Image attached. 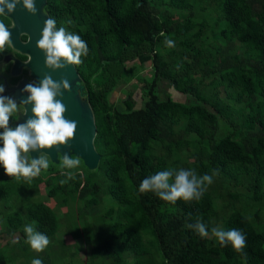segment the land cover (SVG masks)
Wrapping results in <instances>:
<instances>
[{
    "label": "trees",
    "instance_id": "trees-1",
    "mask_svg": "<svg viewBox=\"0 0 264 264\" xmlns=\"http://www.w3.org/2000/svg\"><path fill=\"white\" fill-rule=\"evenodd\" d=\"M199 1L204 8L214 6L217 24L197 14L194 0H47V11L57 28L64 26L87 42L88 55L76 66L90 92L98 127L95 144L101 153L96 171L77 172L74 180L63 185L60 169L52 168L49 175L58 176L47 183V193L63 203L76 202L75 208L67 210L76 237L83 232L80 220L85 226L95 208L105 205L100 194L106 192L115 201L107 207L101 226L93 220L82 233L85 244L92 245L86 264H264V229L240 210L230 214L224 228L246 235V246L239 253L230 244L211 243L188 227L197 220L208 227V216L214 212L210 190L198 202L178 200L175 204L138 191L144 178L179 169L177 161L169 163L170 157L191 146L196 150L190 165L197 168V175L218 173L239 179L247 174L253 197L261 200L264 196V0ZM183 11L188 12L183 20L174 18ZM166 39H172L175 47L168 48ZM144 51L152 53L151 64L139 59ZM113 64L118 68L112 69ZM147 66L154 72L151 78H143V105L136 106L130 90L121 109L110 95L139 76L136 67ZM199 79L205 85L216 79L218 86L232 90V100L226 101L219 87L206 93L207 87L196 85ZM167 81L188 94L186 102L162 95L165 85L161 87V82ZM236 103L243 105L235 108ZM245 108L243 115L238 114ZM183 119L186 125L176 135L174 126ZM99 175L107 181L106 187ZM41 178L42 182L45 178ZM32 185L15 181L0 166L5 229L10 237L20 232L16 244L26 252L30 248L22 240L26 238L24 225L32 224L53 238L61 225L52 207L31 199ZM12 196L17 198L14 205ZM91 227L95 228L89 231ZM78 252L75 247L62 256L58 251L34 258L43 264H76L63 258H74ZM125 252L135 260L118 261ZM0 264H16L1 242Z\"/></svg>",
    "mask_w": 264,
    "mask_h": 264
},
{
    "label": "clouds",
    "instance_id": "clouds-1",
    "mask_svg": "<svg viewBox=\"0 0 264 264\" xmlns=\"http://www.w3.org/2000/svg\"><path fill=\"white\" fill-rule=\"evenodd\" d=\"M21 3L33 15L38 12L35 0H0V15L15 12L17 5ZM66 23L70 25L71 21ZM11 36L8 26L0 21V53H4L12 46ZM165 45L173 48L175 42L166 39ZM37 47L46 57V67L54 71L69 65H79L82 63L81 58L87 56L89 52L87 42L79 34L68 31L64 26L57 28L56 20L51 17L44 22ZM63 90L71 91V84L67 78L57 81L46 74L39 84L25 85L22 91L28 93L27 98L17 103L13 97L2 95L5 87L0 83V144H2L0 166L3 167L5 174L15 181L31 185L41 176L42 171L49 169L50 156L43 150L53 148L58 150L62 145L68 146L74 139L78 124L77 121L65 116L67 107L62 99H58L63 97ZM28 105H31L32 115L26 122L12 127L11 119L21 112L27 115ZM32 152H39L38 158H33ZM80 166L81 159L78 156L70 157L64 153L60 158L59 169L60 175L65 179L60 180V184L74 180L76 170L80 169ZM213 175L200 176L191 169L169 168L144 178L139 184L138 191L141 194L154 193L170 204H175L178 200L198 202L207 187L213 183ZM188 227L201 238L209 236L207 226L200 220L195 224H189ZM23 231L26 234L25 243L32 251L40 253L48 247L50 243L48 236L37 231L32 224L24 225ZM211 234L221 247L230 244L237 253L246 246V235L239 229L224 230L212 227ZM17 242L15 239L12 240V243ZM31 264H43V261L33 258Z\"/></svg>",
    "mask_w": 264,
    "mask_h": 264
},
{
    "label": "rangeland",
    "instance_id": "rangeland-1",
    "mask_svg": "<svg viewBox=\"0 0 264 264\" xmlns=\"http://www.w3.org/2000/svg\"><path fill=\"white\" fill-rule=\"evenodd\" d=\"M209 1V0H208ZM194 7L197 12V14H203L205 15V18L208 22L217 24L215 19H216V12L214 11V6L211 8L208 6L206 8L203 7V4L199 0H194ZM188 12L183 11V12H176V15L174 18H180L184 19L185 16H187ZM169 59L171 58L170 56H167ZM152 58V53L150 52H143L139 55L140 60H149L147 64H151L150 59ZM132 62H128L127 65L131 64ZM152 66V65H151ZM151 66H147L144 69L145 70H137L136 74L138 73L139 76H134L131 79V82H127L125 87V84H123L120 88V90H117V92H113L110 97L112 100H117L118 106L123 109L124 102L122 99H124V96L131 90L133 91V97L136 100V106H141L144 103V98L142 95L143 92V87L145 83V79L151 78L154 72V69H152ZM110 68V67H109ZM112 69L118 68V64H113L111 65ZM139 69L138 67H136ZM3 66L0 64V82H3V78L1 76L3 72ZM141 77V78H140ZM198 78L199 76H194ZM12 81V79H11ZM13 82V81H12ZM168 82V83H167ZM163 84L161 82V87L162 85H165V87L161 90H163L162 95L164 94H170V96L179 102H186L188 99V94L182 93L179 90H176L173 86H171V83L167 81ZM196 85L199 88H206V93L212 94L214 89L216 87L220 88L221 91V96L226 100V101H231L233 98L232 90L227 89L225 85H219L218 86V81L215 80H210L208 84L205 85V82L202 80H198L196 82ZM242 103H236L235 108H239L242 106ZM210 107V105H209ZM211 108V107H210ZM247 111V108L244 109V111H240L238 114L243 115ZM186 125V120H181L179 125L174 126V131L175 134H179V129L185 127ZM193 135V134H192ZM185 141V139H182ZM158 149H162L160 145H158ZM196 149H191V146L187 147H182L179 150H176L173 155L172 159L170 157L169 163H172L174 161H177L178 168H184V169H191L194 170L195 173L197 174V168L194 166H191L190 163L195 159L193 152ZM55 176V177H54ZM57 174H50L48 178H45L42 180H39L41 176L33 181V185L29 188L30 192L32 193V200L33 201H43L47 203L52 209L56 212L57 216L59 217L61 221V225L58 229L57 234L55 235L56 237H48L50 240V243L48 247L40 253L34 252L31 249L26 252L25 250L23 251L19 246H17L16 243H12V240L15 239L18 236H21L20 232L16 233V236L10 237L9 234L6 231V219L4 215V207H3V200L0 196V242L3 246L7 247L8 250L12 253L13 257H15L16 264H31L32 259L34 256L38 257L39 255H42L43 253H51V254H56L58 251L60 252L61 256L65 254L66 249L72 248L74 249L75 247L79 248V252L77 256L73 257H68L65 256L63 259L65 260L68 258L69 260L67 261L68 263H72L73 260L76 264H86V260L89 256L91 244L86 242V238L82 233L85 234V230L87 226H91L93 224V220L96 222L98 226H101L103 223L104 219H106V214L105 211L108 206L114 204V200L112 197H109L108 194L103 192V194H100L103 199H105L103 202L105 205H100L95 208L94 210V217H87L85 221L87 222L84 226V221H81V225H78V227H81L83 229V232L81 233V236L76 237L75 236V231L74 227H70L68 220V208L72 209L75 208L76 202L74 203L73 200H69L68 203H63L61 198H56V197H51L48 195V189L49 186H47L48 182H55L57 178ZM42 179V178H41ZM99 181L100 183L106 187V180L102 177V175H99ZM208 190L211 191L213 195V201H214V212L209 214L207 224H208V231H209V236L208 241L211 243H215L217 240L215 237L212 236L211 234V228L212 227H220L222 229L225 228L226 222L230 214L236 210H240L243 213H245L253 223L256 224L257 227H262L264 229V196L261 200H256L253 197V189L249 185L248 181V176L247 174L242 175L239 179L236 178H228L225 177L224 175H220L218 173L213 175V183L207 187ZM262 192L264 195V184L262 188ZM21 195V192L18 193ZM17 201V198L15 196H12L10 199L11 204H15ZM84 201H80L78 204L83 203ZM102 202V203H103ZM97 226V227H98ZM95 227H91L88 230H93ZM101 228V227H98ZM107 236L109 234L107 233ZM24 237H22L23 242L25 243ZM63 242L64 246L59 247V244ZM26 244V243H25ZM27 245V244H26ZM29 246V245H28ZM30 248V246H29ZM32 251V252H31ZM56 252V253H55ZM157 257V256H156ZM118 261L126 262L130 261L133 262L135 260L134 256L132 253H121L118 257ZM61 260V259H60ZM59 264H61L59 262ZM64 264V263H63Z\"/></svg>",
    "mask_w": 264,
    "mask_h": 264
},
{
    "label": "water",
    "instance_id": "water-1",
    "mask_svg": "<svg viewBox=\"0 0 264 264\" xmlns=\"http://www.w3.org/2000/svg\"><path fill=\"white\" fill-rule=\"evenodd\" d=\"M35 2L38 9L35 15L28 12L22 3L17 5L15 12L5 14L11 21L8 28L12 33V46L10 47L11 52L5 53L0 60L4 70L1 74L2 83L5 87V92L2 95L11 96L19 103L22 99L27 98L28 93L23 92L22 89L28 83L39 84L46 74L51 75L57 81L67 78L71 84V91L63 90V97H58V99H62L67 107L66 118L77 121L78 127L74 139L68 146L62 145L58 150L56 148L43 150L50 156V166L47 171H42L41 176L47 178L52 168L59 169L60 158L64 153L70 157L78 156L81 159V166L76 171H85L89 174L99 168L101 161V153L95 144L98 127L89 98L90 92L76 65H69L55 71L46 67V57L37 47V41L41 38L44 22L50 17V14L46 8L47 0H35ZM22 35H26L27 39L23 40ZM16 52L26 58L22 59L16 56ZM9 64H11L10 68L7 69ZM12 78L17 80L12 82ZM94 79L93 75L91 83L95 88L97 84ZM27 108V115L21 112L11 119L12 127L26 122L27 118L32 115L31 105H28ZM39 154V152H32V157L38 158Z\"/></svg>",
    "mask_w": 264,
    "mask_h": 264
},
{
    "label": "flooded vegetation",
    "instance_id": "flooded-vegetation-1",
    "mask_svg": "<svg viewBox=\"0 0 264 264\" xmlns=\"http://www.w3.org/2000/svg\"><path fill=\"white\" fill-rule=\"evenodd\" d=\"M4 17H5V18H4ZM0 21L4 22L7 26H9V25L11 24L10 19H9L7 16H5V15H0ZM22 39H23V40H26V39H27V36H26V35H22ZM9 52H11V48H10V47L7 48V50H6L4 53H0V60L2 59V57H3V55H4L5 53H9ZM16 56H18V57H20V58H22V59H25V58H26L25 56L19 54L18 52H16ZM10 65H11V64L7 65V69L10 68ZM16 80H17L16 78H12V81H13V82H15Z\"/></svg>",
    "mask_w": 264,
    "mask_h": 264
}]
</instances>
